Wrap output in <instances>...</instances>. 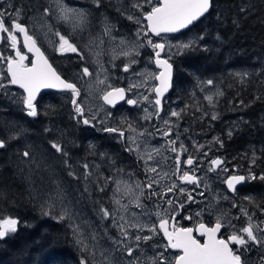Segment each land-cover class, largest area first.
I'll return each instance as SVG.
<instances>
[{
  "label": "trees",
  "instance_id": "obj_1",
  "mask_svg": "<svg viewBox=\"0 0 264 264\" xmlns=\"http://www.w3.org/2000/svg\"><path fill=\"white\" fill-rule=\"evenodd\" d=\"M44 1L15 0V4L23 7L26 17L38 8L42 10L38 4ZM180 35L203 39L174 59L173 98H179L190 110V126L197 123L198 129L194 128L205 132L204 122L194 117L199 105L203 107L202 101L198 105L182 95L212 80L223 93L214 92L213 103H207L217 117L209 127L222 140L219 153L246 175L249 169L257 176L264 175V0H214L210 13ZM66 105L49 93L40 97L37 117L27 116L16 105L0 110V138L7 139L21 127L26 130L19 139L9 141L6 149H0V215L20 220L18 231L0 241V264H79L84 257L75 244L70 220L57 218L61 203L55 204L50 215L42 209L56 182L63 189V203L71 204L68 207L96 217H101V206L111 210L109 189L94 172L95 163L109 175L111 159L119 166L118 154L125 152L106 131L70 119L74 116H67L70 108ZM50 140L61 142L68 156L52 150ZM26 144L46 151L40 169L33 166L30 171L21 163L24 158L19 153ZM85 163L90 164L92 173L87 180L82 170ZM243 194L249 207L264 208V181L251 180ZM256 254L254 248L245 256Z\"/></svg>",
  "mask_w": 264,
  "mask_h": 264
},
{
  "label": "rangeland",
  "instance_id": "obj_2",
  "mask_svg": "<svg viewBox=\"0 0 264 264\" xmlns=\"http://www.w3.org/2000/svg\"><path fill=\"white\" fill-rule=\"evenodd\" d=\"M112 1L115 3V8L112 12L113 14L107 12V15L104 18L102 17L103 19L97 22V28L92 30V28L89 27L88 30L84 32L86 37L90 36L92 40L100 37L103 39L104 43L100 44L99 39H96L95 44L86 45L85 43V45H83L80 43L76 34H70L81 30L77 29L73 31L70 23L58 20V11L55 0H45L44 2H40L38 4L41 5V7H49V15L44 16L43 9L39 10L40 8H38L37 10L28 13L26 17L23 7L19 4H15V0H0V10H6L8 13H13L14 9H20L22 11L20 21H24L23 24L28 26L30 33L36 35L38 41L44 46V48L47 49L49 53H59L55 49V44L58 43V37L54 35L56 31H60L62 34L71 35L73 38L72 42L76 44L79 43V48L83 50V59L80 58V62L82 61V69L87 67L89 71L93 73L91 77H84L81 70V78L78 79V82L84 91L82 98L78 101L85 108V116L90 118L95 114L96 119L93 120L92 123L94 124V127L96 126L100 130H104L106 127H117L125 132V136L123 138L120 137L119 133L107 132L108 138L119 143L122 150L125 152V154L120 155V152L118 154V157L120 158L119 166H115V160L111 159V173L109 175H105L101 172L100 163L98 162L95 163L96 167L94 168V172H98L96 174L100 175L103 184L107 189H109V197L111 200L110 212L112 213V217L109 219H102V217L88 216L86 213L82 212V210H74L69 206L71 212L73 213V220H71L70 223L75 222L81 224L82 227H84L86 234L95 233L100 248L114 249L117 246L113 244V239L120 238L119 229L114 225V221L116 223H123V221L120 220V217L123 216L129 221L151 225L152 223L157 222V217L155 215L157 211L169 209V206L166 203L169 199L174 201L170 212L172 210L179 212V215H177V222L179 225H190L200 220L204 221L205 219L212 221L216 220L217 216L223 214L224 223L227 224L230 222L232 225H235V230H239L241 227L246 226L248 222V218L244 216L241 211L242 209L247 211L249 215L252 216V222L254 224H259L261 221H264V208L249 207L245 203L243 197L240 202H238L237 199L239 198V195L236 193L234 195L230 194L225 187V181L229 175L233 174L234 167L230 165L226 155L219 153L221 143H217V138L220 142H222V140L218 137L217 133L209 127V123L213 122L212 116L216 115V113L210 105H207V103L210 102L206 99L207 96H212L214 99V92L218 93L216 87L206 83H201L194 91L191 90L190 93L187 92V94L182 95L184 98H188L189 100L192 99L195 103H198V105L199 102L202 101L201 105H203V107L199 105L194 117H200L201 121L204 122L205 132H203V129H195L197 128V123H194L192 127L190 126L187 117V115L190 116V110L180 103L179 98L175 99L172 96L165 108L164 114L157 116L155 114L156 106L152 101L153 92L151 91V88L156 85V80L149 78L150 75L157 74V71L152 65V57L147 54L150 51L149 47L145 46L140 48L139 56H119V58L113 59V55L115 54L113 49L116 50V53L121 50L119 47L121 39L128 41L129 44L141 42L146 44V37L141 35V37L137 39L136 33L139 26L126 18V14L140 16V13L130 6L131 3L135 2V0ZM141 2H143V0H141ZM153 2L155 1L153 0ZM64 3L72 8H75L71 4L72 0H64ZM87 3L84 1L83 4L85 6H79L77 9H81L87 13L88 19H90L92 7L87 6ZM89 3L95 4L94 1H89ZM145 7L149 8L148 5H145ZM105 19H107L110 24L115 26L112 32V36L115 37L114 40L102 35L103 22ZM124 21H127L126 25ZM5 22L7 24L11 21L6 18ZM142 23L145 22L142 21ZM131 26H134V29L136 30L135 33L130 32ZM49 27L52 29L51 32L48 31ZM85 28L82 31H84ZM17 36L20 40L19 33H17ZM198 40L200 41V39L193 36L179 35L175 38L167 37L163 42L173 45L171 48L166 46V53L168 57L175 59L184 51L178 50L175 45L187 43L189 41H195L194 45H196L198 44ZM49 41H52V43ZM9 44L10 42L5 40V52H10L9 50L13 51ZM19 45H21V43ZM90 48L92 49L91 51L89 50ZM96 52L100 53V55H95L94 53ZM133 58L137 61V63L132 64L128 72L123 71L124 64L128 63L129 60ZM97 60L99 63H97ZM101 65L107 70L106 72L101 70ZM4 72H6L5 65L0 62V73ZM97 74H99V79L101 80H104L107 76L106 84H111L113 87L126 86L125 88L128 89L132 84L142 85L132 88L131 91H129L132 98L138 100L139 103L135 106H130L129 110H127V107L121 109L108 108L101 100L103 91L108 89L106 88V84L98 85L96 83ZM145 80L147 83H144ZM0 82L7 85V80ZM187 89L190 90V88ZM23 96L24 95L13 89L11 85H7L5 89H0V98L3 100V102L0 103V110L6 111L9 107H14V105L20 108L21 104H23ZM143 96H148L149 100H143ZM70 97L72 98V94ZM213 99L211 103H213ZM145 109H147V112H145ZM172 111L180 112V116H171ZM149 113L152 114L151 118L145 119V116ZM182 114L185 115L182 117ZM137 116L140 117V120L136 119ZM157 117L158 123L156 125H154V121L150 122L152 119ZM165 120L168 121V124L164 123ZM129 125L135 128L136 131L130 132L128 130ZM21 129L25 130L23 127H21ZM169 129H171V134L167 137L164 136L163 133ZM139 133H144V135L140 136ZM130 136H135L137 138V143L140 146L139 151L132 152L127 150L130 146L135 148V145H131V141L128 139ZM173 140L176 141L175 146L177 148V152L171 151L172 145L170 142ZM180 144H183L187 151L181 152ZM154 149H159V152L157 153L156 151H153ZM147 153H151L153 159L148 160L146 164L145 160H147ZM178 154L180 155L182 161L181 173L183 171L191 172V169L194 168V174L200 178L199 187L195 184L182 183L176 175H172L176 169L175 159ZM189 155H191L196 161L191 168L183 163ZM140 156H144V159H140ZM216 158L222 159L225 163L221 166V168L209 171L208 169L211 166L210 161ZM88 165L89 169L87 171L91 172V166L90 164ZM147 167H156L159 175H157V173L147 172ZM223 168H227L228 171H223ZM82 170L84 175L86 170L84 168ZM237 171L242 172L241 170ZM164 173H168V176L165 177ZM237 174L242 175V173ZM109 177H111V179H108ZM150 178L159 180V184H154L152 189H148L146 187ZM117 181L123 182L120 185L121 190L119 192L116 191ZM173 183L177 185L175 191L168 193L165 196L151 195L152 192H163L166 187ZM250 183L251 180L247 181L241 189L245 191ZM137 184L141 187L136 188ZM126 185H131V192L126 191ZM54 186L56 187V184ZM180 188H184L186 190L185 194H181L179 192ZM141 190L143 191V196H141L140 199L143 206L137 208L134 201L135 197L140 195ZM243 190H241L242 196L245 195L243 194ZM187 193H191L195 202L187 200ZM200 193H203V195L201 196ZM77 197L78 196L76 195V198ZM114 197L120 199L121 205H126L127 210L120 207V205H117L114 202ZM180 203H184L185 206L183 209L178 208ZM68 205L71 204L69 202H67L66 205L63 203L60 205V208L62 209L64 206ZM201 210L205 211H203L201 216H197L196 213ZM133 213L136 215L133 216ZM187 216H192L193 219H185ZM226 229L229 233L233 231L232 228ZM128 231L132 235H151V233L147 231L138 232L136 229L132 228H129ZM71 233L74 236L72 229ZM74 241L75 244L78 245L75 237ZM89 243L91 244L93 242L89 241ZM127 243L131 244L133 247L135 246L134 241H127ZM163 243H165V241L162 238V234L156 235L147 243L141 242L140 250L144 253V255H141V260H145V256L154 255L156 251H161L162 249H156L153 246ZM78 246L80 248V245ZM257 250L258 254H256V256H246L250 258V264H259L262 252L260 249ZM141 251H138L136 254L140 255ZM82 253L84 257L88 255L85 252ZM169 254L174 255L175 253L172 252ZM111 256L114 260L121 261V264H126V262L131 259L122 251H112ZM97 258L99 259V256ZM145 264H147L146 260Z\"/></svg>",
  "mask_w": 264,
  "mask_h": 264
},
{
  "label": "snow or ice",
  "instance_id": "obj_3",
  "mask_svg": "<svg viewBox=\"0 0 264 264\" xmlns=\"http://www.w3.org/2000/svg\"><path fill=\"white\" fill-rule=\"evenodd\" d=\"M58 11V20L64 21L71 24L72 30L75 31L80 29L81 31L87 27L88 14L81 9L72 8L64 3V0H55ZM96 7L101 6V0H94ZM145 5H148L149 8H146ZM133 9H136L140 16L133 14H126V18L130 21L136 23L139 28L137 30L136 36L137 39L141 37H146V44L133 43L129 44L128 41L121 39L119 42V47L121 50L116 53V50L113 49L115 53L113 59L119 58V56L124 57H135L139 56V49L145 46L151 47L155 54L154 63L160 69H162L158 74H152L149 76L150 79H155L159 81L158 85H155L151 88V91L155 93L156 99L154 100V105L156 106V115L159 116L161 109V99L164 97L165 93L168 92L169 88L172 86L173 79V64L170 63L171 57L168 59H161V53L165 51L166 46L168 48L173 47L167 42L159 43L154 42L153 39L149 36V33L155 37H162V34H172L179 33L181 30L188 29L189 26L193 25L194 22L199 21L201 18L205 17L206 14L210 13V10L214 7V0H135V2L130 5ZM241 11H244L241 8ZM50 14V8H43V15L47 16ZM125 14V13H122ZM22 11L20 9H14L13 13H8L6 10H0V33H5L6 36L0 35V41L7 40L10 42L9 46L14 50V56H5L3 53H0V62L6 63V72L0 73V81L7 80V85H15L20 89H23L25 95L22 97V103L26 109V114L29 117H37L39 115L37 108V96L42 89H58L61 91H69L72 94L71 103L73 105L75 116L73 119H77L78 122H82L84 125H90L93 120L96 119L95 114L90 118L85 116V108L78 101V98L81 95V89L71 81H68L62 78L61 74L57 72L56 68L53 67L52 63L49 62V58L45 55L44 51L41 50V47L38 45V38L35 34L29 33V28L20 21ZM142 17V19H141ZM6 18L10 19V23L6 24ZM146 22V23H142ZM235 23V21H234ZM114 25L110 24L107 19L103 22L102 35L107 36L110 39H115L112 36L114 30ZM146 29V30H145ZM48 31L51 32V27L48 28ZM17 33L23 37V47L27 49L28 53H32L33 59H29V56L22 52L19 44L21 41L18 39ZM58 37V43L55 44V49L60 54L65 53H77L83 59V53L81 49L77 46L76 43L72 42L73 38L71 35L62 34L60 31L54 33ZM96 39H99V43L103 44L104 41L102 38L97 37L90 41V44H95ZM198 39H203V37H198ZM52 43V41H49ZM195 41H189L187 43H180L175 45L178 50L191 49L194 46ZM92 50L91 48L89 49ZM95 55L99 56L100 53L96 52ZM97 63L99 61L97 60ZM137 63L133 58L130 59L128 63L124 64L123 71L128 72L132 64ZM101 70L106 72L107 70L101 65ZM82 75L84 77H91L92 72L89 71L87 67L82 69ZM243 75H247L244 73ZM107 81V76L104 80L99 79V74H97L96 83L98 85H105ZM144 83H147L145 80ZM208 85H212L213 81L208 80L206 82ZM7 85L3 82H0V89H5ZM142 85L132 84L128 89L123 87H113L111 84H106L108 90L103 91L101 99L105 104L115 107L119 101L126 100V92L131 91L132 88H136ZM218 95H223L222 92H218ZM206 99L211 103L213 97L207 96ZM143 100L148 101V96H143ZM126 102L129 105H137L139 103L136 99H127ZM243 103V102H241ZM147 112V109H145ZM110 115V114H109ZM151 113L145 116V119L151 118ZM171 116L179 117L180 112L172 111ZM215 115L212 116V119H216ZM165 124H168V121H164ZM128 130L130 132H135L136 129L129 125ZM25 130L21 129L20 131L11 134L7 139L0 138V149H6L9 145V141L19 139L23 135ZM45 131L50 132L51 129H45ZM104 131L109 133H119L120 137L125 136V132L117 127H106ZM171 134V129L163 133L164 136H169ZM140 136H143L144 133H139ZM231 135V133H229ZM128 139L131 141V145H135V148L129 147L128 151H139V144L137 143V138L135 136H130ZM50 148L56 153H60L62 156L67 157L68 153L65 151V148L61 142L56 140H50ZM172 147V152H177L176 141L170 142ZM217 143L222 142L217 138ZM153 151L159 152V149H154ZM180 151L184 152L187 149L184 148L183 144H180ZM24 159L21 163L29 167V170L32 171L33 166L35 169H40L44 160L46 159V151L41 150L39 146L33 144H26L24 150L19 153ZM103 155V154H102ZM206 155V153H205ZM140 159H144V156H140ZM153 156L151 153H147V164L148 160H152ZM256 157L253 156L252 163L255 164ZM67 165V160L64 161ZM181 157L178 154L175 159L176 169L172 175H176L182 183L195 184L199 187L200 178L197 177L195 169L192 168L190 171H183L181 173ZM187 166L191 168L196 161L194 158L189 155L185 161H183ZM225 162L220 159H212L210 161L209 171H214ZM69 167H71L69 165ZM83 168L86 170L83 178L87 180L92 173L87 171L89 169L88 164H84ZM223 171L227 172V168H223ZM147 172L157 173L156 167H147ZM70 176H75L73 171H69ZM157 175H159L157 173ZM164 176H168V173H164ZM108 179H111L109 177ZM262 180L264 181V175L257 176L256 174L249 172L247 175L241 174H232L229 175L225 183L230 191L235 192L237 190V185L246 183L249 180ZM55 183V182H54ZM116 191L119 192L121 181H117ZM154 184H159V180L151 179L147 183L146 187L152 189ZM139 184L136 185V188H140ZM177 185L175 183L166 187L163 192H152L151 195L156 196H165L168 193L175 191ZM104 189L101 188L100 191ZM87 191V188L85 189ZM126 191L131 192V185H126ZM179 192L185 194L186 190L180 188ZM202 196L203 193H200ZM143 196V191L141 190L140 195L135 197V206L137 208L142 207V202L140 197ZM226 198V197H225ZM246 199H249L246 197ZM187 200L195 202L194 197L191 193H187ZM64 193L63 189L58 183L56 187L48 196V199L42 204V209H47L44 214L50 215L52 208L55 207L57 202L63 204ZM114 202L120 207L127 210L126 205H121L120 199L114 197ZM169 206V209H164L162 211H157L155 213L157 217V222L152 223L151 225L143 224L135 221L126 220L123 216L120 217V220L123 223H116L114 225L119 229L120 238L113 239V244L117 247L114 249H104L100 248L95 233L86 234L84 227L78 223H70V228L73 231L76 243L80 245L81 251L87 253L88 255L82 257L79 261V264H121V261L114 260L111 256L112 251H122L126 253L127 257L131 259L126 262V264H250V258L245 256V253L251 252L254 248L260 249L262 254L260 255L259 264H264V221H261L259 224H254L252 222V216L249 215L247 211L241 210L248 218L247 225L241 227L239 230H235V225L229 223H224V215L221 214L217 216L215 223L212 226L205 224L202 220L197 221L194 227H184L180 226L177 222V215L179 212L172 210L170 212L171 206L174 201L169 199L166 201ZM184 203L178 205L179 209L184 208ZM203 211L197 212V216H201ZM102 219H109L112 217V213L109 209L101 206L99 209ZM136 214L133 213V216ZM60 220H73V213L68 206H64L61 212L57 216ZM185 219L192 220V216H187ZM20 220L12 216H3L0 215V240H4L10 234H14L18 231V225ZM136 229L138 232L147 231L151 235H132L128 229ZM232 228L227 236L222 232V229ZM162 234L163 239L166 243L157 244L153 247L156 249H162L161 251H156L154 255L145 256V260H141V255L144 253L140 250L141 242L147 243L152 240L156 235ZM92 241L93 243H89ZM127 241H134L135 246L127 243ZM141 251L140 255L136 253ZM174 252V255L169 253ZM99 256V259L97 258Z\"/></svg>",
  "mask_w": 264,
  "mask_h": 264
},
{
  "label": "flooded vegetation",
  "instance_id": "obj_4",
  "mask_svg": "<svg viewBox=\"0 0 264 264\" xmlns=\"http://www.w3.org/2000/svg\"><path fill=\"white\" fill-rule=\"evenodd\" d=\"M84 1L87 3V6H91L92 7V14L90 16V19L89 20V23L87 25V27L85 28L84 31H76V33H70V34H73L76 36H78L79 40H80V43L85 45H89L90 44V41L92 40V38L90 36L86 37L84 35V32L88 30L89 27L92 28V30H94L95 28L98 27V24L97 22L100 21L101 19H103L106 15H107V12L108 13H112L114 8H115V3L110 0V1H101L102 2V5L98 8L95 6V4H90L89 1H94V0H72V5L73 7L77 8V7H84L85 5L83 4ZM113 14V13H112ZM103 17V18H102ZM125 22V25L127 24V21H124ZM24 23V21L22 22ZM130 32L131 33H135L136 30L134 29V26H131L130 27ZM30 33V31H29ZM31 34V33H30ZM0 35H3V36H6L5 33H0ZM149 36L153 39L154 42H159V43H163V41L165 40V38L167 37H177L179 35H162V37H155V36H152L149 34ZM4 41H1V44H0V53H3L5 56H14L15 55V52L14 50H9L10 52H5L4 51ZM38 45L42 48V50L44 51L45 55L49 58V61L52 63L53 67L56 68L57 72L61 74L62 78L68 80V81H71L73 83H75L77 85L78 88L81 89V95L80 97L78 98V100H80L83 96V88L82 86L80 85V83L78 82V79L81 78V70H82V61L80 62V58L81 56L78 55L77 53H65V54H60V53H49L47 51L46 48H44V46L38 41ZM77 46L79 47V43H77ZM20 49L22 52L26 53L28 56H29V59L31 60L32 57L24 50V48L22 47V45H19ZM149 52L147 53L148 56H151V60H152V65H153V61H154V57H155V54L153 52V49L151 47H149ZM81 51L83 52V50L81 49ZM163 59H168V55L166 53V49L164 52H162V55ZM177 58V57H176ZM69 59V60H67ZM170 63L174 64V59H170L169 61ZM3 63V62H2ZM5 65V69H6V63H3ZM154 67V65H153ZM155 68V67H154ZM156 69V68H155ZM173 70H174V65H173ZM157 71V70H156ZM12 87V86H11ZM123 88H125L126 86H122ZM13 89H15L18 93L22 94V91L19 90V89H16L14 87H12ZM127 89V88H125ZM49 93H54L56 94L60 99L64 100L65 103L67 104L66 106H69L70 108V112L67 113V116L69 117V113L71 114V116H75V113H74V109H73V105L71 103V92L69 91H65V92H46V93H43V94H49ZM41 94L37 100V108L39 106V99L40 97L43 95ZM172 97V94L170 93L168 96H166L163 101H162V106H161V112L159 114V116L163 115L164 114V111H165V108L167 106V104L169 103L170 101V98ZM127 99H133L130 92L127 91L126 92V100ZM126 100L121 104L119 105V109L121 108H126L127 107V110L130 109V106H135V105H129ZM155 100V96H154V93L152 94V101L154 102ZM20 109L26 114V109L24 108V105L21 104V107ZM27 115V114H26ZM139 120H140V117H137ZM72 119L73 121H76L77 119H73V118H70ZM78 121V120H77ZM154 121V125H156L158 123V117L155 118V119H152L150 122ZM81 123V122H80ZM83 124V123H82ZM88 126H93L94 127V124L91 123L90 125ZM237 173H242V172H238L236 168H233V174H237ZM244 174V173H242ZM228 178V177H227ZM242 188V185L240 186H237V190L232 193V195H234L235 193L239 195V198L237 199L238 202H240L241 198H242V192H241V189ZM238 190H239V193H238ZM205 224H208L209 226H212L214 223H215V220H208V219H205L203 221ZM195 223H192L190 225H184V224H181L180 226H184V227H194ZM222 232L225 236H227L229 234V232L227 231V229H222ZM163 238V237H162ZM164 240V239H163Z\"/></svg>",
  "mask_w": 264,
  "mask_h": 264
},
{
  "label": "water",
  "instance_id": "obj_5",
  "mask_svg": "<svg viewBox=\"0 0 264 264\" xmlns=\"http://www.w3.org/2000/svg\"><path fill=\"white\" fill-rule=\"evenodd\" d=\"M155 2H156V0H154ZM211 11V10H210ZM207 15V14H206ZM202 19V18H201ZM200 19V20H201ZM198 22V21H197ZM197 22H194V24L195 23H197ZM146 23V22H145ZM193 24V25H194ZM193 25H191V26H193ZM191 26H189V28L191 27ZM187 29H184V30H181V32H179V33H182V32H184V31H186ZM179 33H172V34H162V35H176V34H179ZM150 34V33H149ZM20 35V34H19ZM151 35V34H150ZM20 40H21V45H22V47H23V37L20 35ZM0 44H1V41H0ZM24 48V47H23ZM24 50L27 52V49L26 48H24ZM41 50H42V48H41ZM43 51V50H42ZM28 53V52H27ZM31 57H32V59H33V55H32V53H28ZM161 55H162V53H161ZM161 59H163V57L161 56ZM154 60H155V57H154ZM50 62V61H49ZM51 63V62H50ZM154 65H155V67L158 69V71L160 72L162 69H160V68H158L157 66H156V64L154 63ZM6 67H7V65H6ZM173 74H174V72H173ZM156 82H157V85L159 84V81H157L156 80ZM172 84H173V79H172ZM12 87H14V88H16V89H19V90H21L22 91V93H23V95H25V93L23 92V89H20L18 86H15V85H11ZM172 87H173V85L169 88V90H168V92H166L165 93V95H164V97L161 99V106H162V100L167 96V95H169L170 94V92L172 91ZM46 92H57V93H59V92H65V91H61V90H58V89H42L41 90V92L39 93V95L37 96V100H38V98H39V96L42 94V93H46ZM154 95H155V93H154ZM156 97V96H155ZM102 100V99H101ZM125 101V100H124ZM124 101H119L116 105H115V107H113V106H111V105H107V104H105L104 103V101L102 100V102H103V104L104 105H106L108 108H110V109H113V108H116V107H118L120 104H122ZM37 102V101H36ZM161 112V111H160ZM218 169V168H217ZM216 169V170H217ZM225 186H226V189H227V191L229 192V193H234V192H232V191H230L229 189H228V187H227V184L225 183ZM237 186H240V185H237ZM1 241V240H0ZM166 242V241H165Z\"/></svg>",
  "mask_w": 264,
  "mask_h": 264
}]
</instances>
